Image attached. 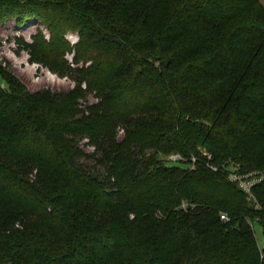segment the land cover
Instances as JSON below:
<instances>
[{"label": "trees", "instance_id": "1", "mask_svg": "<svg viewBox=\"0 0 264 264\" xmlns=\"http://www.w3.org/2000/svg\"><path fill=\"white\" fill-rule=\"evenodd\" d=\"M11 21L91 64L48 65L69 92L0 84V264H264V0H0Z\"/></svg>", "mask_w": 264, "mask_h": 264}, {"label": "rangeland", "instance_id": "2", "mask_svg": "<svg viewBox=\"0 0 264 264\" xmlns=\"http://www.w3.org/2000/svg\"><path fill=\"white\" fill-rule=\"evenodd\" d=\"M38 29H40L43 35H45V38L49 40L50 34L43 24L34 23L24 29H18L15 22L11 21L7 28H0V84L6 87L7 82L5 79H18L25 84L32 93H36L42 89H50L53 92H69L73 90L76 83L72 79H80L78 74H74L73 76H68L66 74L61 75L57 70H51L48 65L52 63L55 65L54 68L59 70L64 62V64L67 63L73 69H81L91 64L90 60H82L78 64L75 63L74 51H71L69 48H64L63 46L51 48V52L54 54H50V61L44 59L40 53L33 57L29 50L24 48L16 38L21 37L24 42L32 43L33 35H38ZM65 37L70 41L71 46H75L79 42L78 36L71 32L66 34ZM39 41H41V38H39ZM42 49L45 50V46H43ZM49 53L50 51H47V54ZM53 60L56 62L54 63ZM86 103L89 105L97 103V99L93 95H89ZM123 136L124 132L119 130L117 134L118 139H122ZM85 144L86 141H83L81 145L84 146ZM84 148L89 153L93 151V148L90 146L85 145ZM168 160L169 157L167 158V161ZM85 163L89 166L95 164L93 161H86ZM168 164L185 166L182 162L169 161ZM253 229L258 244L263 246V227L256 222Z\"/></svg>", "mask_w": 264, "mask_h": 264}, {"label": "built area", "instance_id": "3", "mask_svg": "<svg viewBox=\"0 0 264 264\" xmlns=\"http://www.w3.org/2000/svg\"><path fill=\"white\" fill-rule=\"evenodd\" d=\"M208 158V162L206 163L207 167L211 170L217 171L218 167L211 163L212 155L209 153H205ZM187 158L182 156L181 154H172L169 156V161L172 162H187ZM191 166L194 168L195 164L197 163L196 157H192L190 160ZM229 180L238 185V187L246 194L247 199L250 203L254 204L256 208H259V201L254 193V186L257 183L256 179L251 178L249 175L241 174L237 169H233L232 171L228 172ZM190 205L188 203H183L182 208L187 209ZM221 220L225 222H229V217L222 213Z\"/></svg>", "mask_w": 264, "mask_h": 264}, {"label": "bare ground", "instance_id": "4", "mask_svg": "<svg viewBox=\"0 0 264 264\" xmlns=\"http://www.w3.org/2000/svg\"><path fill=\"white\" fill-rule=\"evenodd\" d=\"M30 31V30H29ZM29 31H25V32H29Z\"/></svg>", "mask_w": 264, "mask_h": 264}]
</instances>
